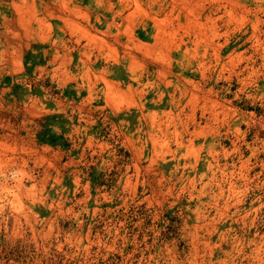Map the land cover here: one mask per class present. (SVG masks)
I'll use <instances>...</instances> for the list:
<instances>
[{
    "label": "rangeland",
    "instance_id": "rangeland-1",
    "mask_svg": "<svg viewBox=\"0 0 264 264\" xmlns=\"http://www.w3.org/2000/svg\"><path fill=\"white\" fill-rule=\"evenodd\" d=\"M28 18L131 79L66 136L0 60V264H264V0H0Z\"/></svg>",
    "mask_w": 264,
    "mask_h": 264
},
{
    "label": "crops",
    "instance_id": "crops-1",
    "mask_svg": "<svg viewBox=\"0 0 264 264\" xmlns=\"http://www.w3.org/2000/svg\"><path fill=\"white\" fill-rule=\"evenodd\" d=\"M29 20L30 18L23 24L14 21L4 30L0 26V60L19 62V72L26 75L22 76L32 79V82L27 84L25 81V84L20 87V93L23 94L20 98L30 103V110L36 112L45 106L49 114L43 116H53L59 124H62L60 121L66 120V124H63L67 128L66 136L75 133L80 135L82 125L80 119L85 116L88 120L93 118L99 120L102 117L104 120L119 118V112L108 105V95H117L118 89L123 88L131 79L130 65L106 60L103 65L102 58L93 59L90 53L82 55L85 54L84 52L78 53V56L74 52L75 55L73 54L70 58L63 46L59 47L55 44L61 41L55 38L57 35L55 30L59 27L55 29L53 26L50 39L44 42L41 37L46 29ZM46 35H48L47 32ZM7 69L14 70L11 65ZM66 76L71 78V82L60 94H64L65 98L57 95L52 101V105L55 104L53 108L49 105L51 100L47 96L38 98L37 93L41 89H45L47 93L50 90L40 88L37 82ZM108 83L113 87L111 90H109ZM45 102L46 104H43ZM124 113L126 111L122 110L121 114ZM124 115L130 116L127 113ZM84 133L87 136L86 132Z\"/></svg>",
    "mask_w": 264,
    "mask_h": 264
}]
</instances>
